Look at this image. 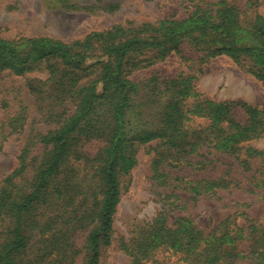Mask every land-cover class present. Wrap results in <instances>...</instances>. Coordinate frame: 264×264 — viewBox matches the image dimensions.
Masks as SVG:
<instances>
[{
  "label": "trees",
  "instance_id": "1",
  "mask_svg": "<svg viewBox=\"0 0 264 264\" xmlns=\"http://www.w3.org/2000/svg\"><path fill=\"white\" fill-rule=\"evenodd\" d=\"M222 15L228 20L222 24L224 28L210 22L205 13L131 28L117 25L88 35L79 43L83 48L80 50L75 44L48 37L0 38V70L23 75L49 63L47 68L54 74L57 65L63 67L60 70L63 75L56 77L52 92L44 96L39 92L36 96L40 100V118L53 126L36 137L44 152L34 156L30 164L22 156L21 167L0 187V264H76L82 252L81 264H98L101 248L112 243L114 215L121 199V177L137 163V144L159 140L154 166L156 176L164 183L171 178L162 168L159 172L160 166L205 170L207 162H211L207 159L211 149L236 154V159L249 169V158L259 152L250 149L240 159L244 150L241 145L264 136L263 111L240 100H202L190 76L163 80L152 76L144 88L150 92L147 100L152 98L158 104L157 119L139 126L131 117L136 105L130 94L141 88V83L127 78L139 64L134 63L133 55L160 49L158 56L153 57L157 60L160 54L164 57L171 52L177 54L181 39L186 37L198 46L206 44L204 56L208 58L224 54L241 64L242 56L254 57L256 69L251 68V72L264 82V18L258 15L241 31L237 27L239 14L233 8L224 9ZM195 31L203 35H192ZM204 38L206 43H201ZM93 46L100 47L99 55L94 53ZM94 56L98 60L91 66L99 73L90 83L80 85L79 75L88 68L85 61ZM33 90L39 91L37 87ZM238 112L243 119L237 117ZM190 115L206 118L209 125L190 126ZM132 124L135 127L130 129ZM92 140L104 141L93 156L83 150L84 143ZM202 149L207 151L200 152ZM28 151L24 148L23 153ZM78 161L92 170L91 184L86 188H83L85 178L80 180L73 167L66 168L70 162ZM28 165L33 171L31 179L17 183L15 176L26 178L23 172ZM175 180L187 184L195 196L193 199L233 183L226 178L187 180L185 175L175 176ZM228 219L217 231L205 233L185 217H178L169 226L166 214L161 212L138 229L136 236L125 243V250L132 264H146L159 247L179 254L182 264H264V225L250 222L230 229ZM83 238L82 247H78ZM244 242L247 247L241 251L238 246Z\"/></svg>",
  "mask_w": 264,
  "mask_h": 264
},
{
  "label": "rangeland",
  "instance_id": "2",
  "mask_svg": "<svg viewBox=\"0 0 264 264\" xmlns=\"http://www.w3.org/2000/svg\"><path fill=\"white\" fill-rule=\"evenodd\" d=\"M232 8L239 14L237 27L241 31L253 23L258 15L264 18V0H0V38L48 37L75 44V48L80 50L83 48L79 43H83L88 35L109 30L113 26L131 28L157 24L165 19L185 20L194 13H205L210 22L222 25L228 23L222 12ZM192 35L199 37L203 34L195 31ZM188 38L181 39L177 54L171 52L165 57L160 54L157 60L153 57L158 56L160 49L143 50L133 55L134 63L139 64L127 78L141 83V88L135 94H130L132 103L136 105L132 121L144 126L157 119L158 104L152 98L147 100L150 92L144 88L152 76L160 80L190 76L200 99L217 102L240 100L262 110L264 116V82L251 72L256 69L254 57L242 56L241 64L224 54L208 58L204 56L206 48L203 45L206 44L198 46ZM240 40L244 41V38L240 36ZM201 43H206V38ZM93 47L94 53L99 55L100 47ZM144 59L147 62H140ZM97 60L94 56L85 61L84 66L88 68L87 72L80 73L82 76L79 75L80 85L96 79L99 70L94 72L91 65ZM148 63L151 64L142 65ZM48 65L41 64L23 75L8 69L0 70V187L10 174L21 167L22 156L25 155L30 164L34 156L44 152L36 137L53 126H48L40 118V100L38 102L36 96L39 92L41 96L51 93L56 77L63 75L61 65H57L58 71L54 74L48 70ZM128 69H131L130 65ZM89 72L91 74L85 76ZM35 87L38 92L33 90ZM98 89L102 90V83L98 84ZM188 102L191 103L192 99H188ZM47 103L45 101L44 105ZM237 117L243 119L242 113L238 112ZM190 118L188 124L192 127L209 125L204 117L190 115ZM134 127L132 124L130 129ZM103 143L98 140L86 142L83 150L93 156ZM158 144L159 140L155 139L135 146L137 163L121 177V199L114 215L112 243L101 248L98 264H132L125 243H129L141 226L151 222L161 212L166 214L165 222L169 226H173L178 217H185L192 219L205 233L217 231L228 217L230 229L246 226L250 222L264 225V185L261 182L264 181V136L241 145L244 150L240 159H244V154L249 153L250 149L259 152L249 158V169L236 159V154L232 156L211 149L207 156L211 162H207L205 170L160 166L159 172L162 168L171 178L166 183L155 173L154 158ZM24 148L29 150L28 153H23ZM206 151L202 149L200 152ZM68 166L75 169L80 180L85 178L83 188L91 184L92 170L82 161L70 162L66 168ZM32 174V167L28 165L23 172L26 178L15 176L16 182L31 179ZM178 175H185L187 180L226 178L233 183L228 188L210 190L208 194L193 199L195 196L187 189V184L175 180ZM258 183L259 186L255 187ZM176 185L179 187L175 188ZM84 241L83 238L78 247H82ZM246 247L247 242L238 246L241 251ZM83 257L84 252L77 257L76 264H81ZM146 264L182 262L179 254L159 247Z\"/></svg>",
  "mask_w": 264,
  "mask_h": 264
}]
</instances>
